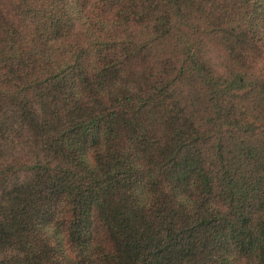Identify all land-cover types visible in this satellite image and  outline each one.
<instances>
[{"label":"trees","instance_id":"obj_1","mask_svg":"<svg viewBox=\"0 0 264 264\" xmlns=\"http://www.w3.org/2000/svg\"><path fill=\"white\" fill-rule=\"evenodd\" d=\"M0 264H264V0H0Z\"/></svg>","mask_w":264,"mask_h":264}]
</instances>
